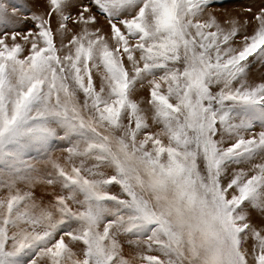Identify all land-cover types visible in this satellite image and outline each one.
Instances as JSON below:
<instances>
[{
    "label": "snow or ice",
    "instance_id": "snow-or-ice-1",
    "mask_svg": "<svg viewBox=\"0 0 264 264\" xmlns=\"http://www.w3.org/2000/svg\"><path fill=\"white\" fill-rule=\"evenodd\" d=\"M214 6L0 0V264H264V7Z\"/></svg>",
    "mask_w": 264,
    "mask_h": 264
},
{
    "label": "rangeland",
    "instance_id": "rangeland-1",
    "mask_svg": "<svg viewBox=\"0 0 264 264\" xmlns=\"http://www.w3.org/2000/svg\"><path fill=\"white\" fill-rule=\"evenodd\" d=\"M6 2L9 5V12H11V5H16L21 7L22 12L27 15H30L32 12L39 13L43 7V0H6ZM214 5L215 6L212 10L215 11L217 15H220L226 10L228 13L237 15L241 19L244 17L251 19L252 13L258 12L260 8L264 7V0H214ZM249 8L252 10L251 13L245 11V9ZM101 23L103 24L104 22L101 21ZM30 26V24L25 25V27ZM52 27L55 29V21H53ZM249 31H251V29H249ZM248 79L250 83H258L264 80V67L259 66L257 63H253L251 69L249 70ZM139 96H146V92L139 93L137 98H139ZM258 130L259 129L257 128V131ZM57 157H61V153L59 151L53 153V158ZM115 190L116 189H113V191Z\"/></svg>",
    "mask_w": 264,
    "mask_h": 264
}]
</instances>
